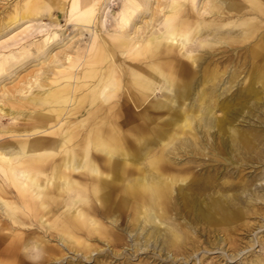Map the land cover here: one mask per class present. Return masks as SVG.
Segmentation results:
<instances>
[{"label": "bare ground", "instance_id": "bare-ground-1", "mask_svg": "<svg viewBox=\"0 0 264 264\" xmlns=\"http://www.w3.org/2000/svg\"><path fill=\"white\" fill-rule=\"evenodd\" d=\"M10 1L0 23V84L19 62L41 67L17 97L1 92L0 101L20 106L0 104V117L11 115L4 131L11 139L0 146V264H82L98 239L114 255L132 246L130 257L160 240L176 252L172 264H181L198 237L178 200L186 207L194 200L198 218L226 236L257 212L251 200L239 206L246 181L222 177L218 186L209 171L196 178L193 169L194 155L205 145L215 150L217 138L260 151L264 0H119L118 8L112 0ZM60 12L90 35L63 57L53 52L67 44L54 29ZM43 17L49 31L40 41L13 43ZM235 50L241 61L230 69ZM206 186L217 189L203 202L192 189ZM105 258L93 256L110 264ZM253 264H264V255Z\"/></svg>", "mask_w": 264, "mask_h": 264}, {"label": "rangeland", "instance_id": "rangeland-1", "mask_svg": "<svg viewBox=\"0 0 264 264\" xmlns=\"http://www.w3.org/2000/svg\"><path fill=\"white\" fill-rule=\"evenodd\" d=\"M13 3L14 2L10 0H0V23L3 17H5L8 13L6 9H9ZM113 3H117L118 5L115 7L118 8L120 3L119 0H112L110 2L111 7ZM53 16H56L54 11ZM107 20L109 21V19H105L104 24L109 27L110 24ZM58 22V25L54 29H59L58 32H60V34H58V36H60V39H64L63 43H67L65 46H56L53 48V52L57 53L59 57L65 56L66 53H72L74 47L79 45L81 47L83 45L84 47L90 41V35L86 34V32L83 35H80L76 31V26L66 23L64 12H60V14H58ZM48 25L49 19L47 17H43L42 22H34V26L30 29V31L27 32L26 35H23L15 40L13 43L19 44L24 42L29 44L34 41H40L42 36L49 31ZM72 36H74L72 40H70L72 43V48H67V45L70 44L69 38ZM229 54H231L233 57L232 65H230V69H232L236 62L239 63L241 61V58L239 56L238 50L229 52ZM215 57H218L217 59L219 60L220 52H216ZM38 66L39 65H36L35 63L33 64V62H23V64L19 62L15 64L8 72L4 73L3 75L6 74V78L2 80L3 85L0 84V93L5 87L4 90H7L8 94H5L6 96H2L3 93H1L0 98L1 96L4 99L9 96L17 97L18 92L16 90L20 87H25L24 82L28 81L33 75H35L37 70L41 67V65L39 67ZM243 74V72L240 74L238 79L239 81L243 79ZM227 75L228 73L225 76ZM234 89L235 87L226 92L225 96L233 93ZM7 100L11 99L8 98ZM3 102H6V104ZM3 102L0 101V104L3 105L2 107L5 108V111L14 110L15 107L17 108V106H20L18 105L19 103L16 104L15 101ZM250 105H253V103L250 102ZM244 111L246 112L247 110ZM215 114L221 116L222 113L220 110H216ZM244 114L242 113V116ZM10 116L11 115H5L2 118L0 117V146L4 145V142H7L11 139L9 134H4L7 126L11 124ZM242 116H240V118ZM248 117L249 116L245 117L248 123L256 121L255 117L251 119H248ZM18 120L15 122H17L19 125L25 124L22 120ZM261 121L260 127L264 129V115ZM214 133V130L211 129L209 133L211 139H214ZM215 141L217 142L213 143L216 147L215 150H211L212 148L205 145L202 147V149H200L201 151L194 155V159H196V161L200 164L193 169L194 174L197 175L196 178L204 177L207 171H209L210 174H213L214 177H216L214 184L217 183L219 186V183L223 178L228 179V177H232L234 180H236V178L240 177V179H242L241 181L247 182L248 187L246 191L241 192V189L236 191L241 192L238 195L240 202L239 206L242 207L249 203V200H251V202L255 204V209L257 212L248 211L245 218L236 222L234 224L235 227L233 225V231L230 232L228 236H226L224 234L223 227H220V225H209L204 220H200L198 218V212L194 206V200L187 203L188 207L184 206L182 202L178 200V210L181 213H184V215H187V219L185 220L188 223H194L195 228H192V230L195 234L193 237H198L197 241L192 247H190V243L188 244V249L186 252V254L189 255L188 261H183L181 264H253L255 259L264 255V139H262L258 144L257 148H259L260 151H257L256 149L249 152L243 150L238 144H231V141L229 140L228 143L224 142V140H219L218 138ZM203 149L205 151H202ZM222 154H225L227 157L230 155L234 162H230V160L223 157ZM240 156L243 157L241 158ZM181 161H184V156L182 157ZM199 182L200 181L198 180L195 182V184L198 185ZM7 188L10 189L11 186H8ZM216 189L217 187L214 188L210 186H206L205 188L199 187V189L193 188L192 194L202 195L204 197L203 202H207L210 200L211 196L215 195L213 192ZM203 205L205 207V203H203ZM176 219L178 221L180 220V217L177 216ZM129 235L130 236L127 238L131 241V244H133L132 239L134 237V233H130ZM218 235L226 236V241L216 244L214 240L217 242ZM93 246L98 249L97 251L100 250V247L103 248L99 252H92L91 258L88 260L82 258V264H95V261L93 260L94 254L101 255L102 253L106 254L105 259L110 261V264H136L139 259H147L148 261L153 260V262L150 264H172V262H174L172 257L176 254L174 249L168 248L167 245L162 244V241L160 240L157 243V248L154 250L153 243L140 245L138 252L132 253L134 256L131 257L127 253L134 250L132 246H127L126 244L117 246L119 247L118 249L115 248V250L117 249V251H119V255H114L112 253L110 250V243L105 245L99 239L93 242ZM160 247L162 249L157 251V249ZM205 247L216 248L206 251ZM73 254V252H69L68 258L72 257ZM77 256H80V253H78ZM177 257L178 258L176 260L179 262L182 256L177 255Z\"/></svg>", "mask_w": 264, "mask_h": 264}]
</instances>
